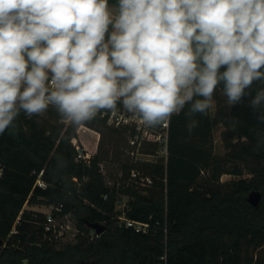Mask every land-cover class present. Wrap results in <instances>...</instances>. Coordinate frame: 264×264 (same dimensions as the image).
Instances as JSON below:
<instances>
[{"label": "trees", "instance_id": "trees-1", "mask_svg": "<svg viewBox=\"0 0 264 264\" xmlns=\"http://www.w3.org/2000/svg\"><path fill=\"white\" fill-rule=\"evenodd\" d=\"M259 87L254 82L253 95ZM213 98L215 112L196 115L191 133L184 112L171 117L166 157L119 162L120 180L132 169L152 178L144 191L109 184L101 164L113 160L110 150L80 158L72 142L78 126L53 106L31 117L21 112L15 132L0 136V264H264V147L256 150L264 122L247 97L229 108L218 85ZM101 113L84 125L100 133V143L103 136L123 141L125 128L110 126ZM218 124L224 126L223 155L214 150ZM158 150L152 142L141 148L152 155ZM112 151L119 157L122 150ZM224 173L239 178L221 182ZM253 190L261 192L256 206L247 200ZM121 194L132 198L119 208ZM41 202L54 205L55 217H75V241L60 243L45 229L46 213L25 208ZM123 214L148 230L120 225ZM95 222L106 226L102 233L89 226Z\"/></svg>", "mask_w": 264, "mask_h": 264}, {"label": "clouds", "instance_id": "clouds-1", "mask_svg": "<svg viewBox=\"0 0 264 264\" xmlns=\"http://www.w3.org/2000/svg\"><path fill=\"white\" fill-rule=\"evenodd\" d=\"M114 7L115 15L109 0H0V136L15 132L21 112L51 105L82 126L117 102L149 127L184 112L191 133L218 85L229 108L247 97L264 122V0Z\"/></svg>", "mask_w": 264, "mask_h": 264}, {"label": "rangeland", "instance_id": "rangeland-1", "mask_svg": "<svg viewBox=\"0 0 264 264\" xmlns=\"http://www.w3.org/2000/svg\"><path fill=\"white\" fill-rule=\"evenodd\" d=\"M110 11L113 12V15L116 13V8L114 7V4H109ZM51 76V74H49ZM117 105L120 107L122 106L120 103H117ZM211 112L214 113L216 110V100L213 98ZM66 122H68L66 120ZM123 130V129H122ZM224 130V126L221 124L216 125L214 128V150L217 154L223 155L226 153V149L222 140V132ZM124 132V131H123ZM130 130L125 129L124 140L121 141V136L116 137V139L110 138L109 136H103V140L100 143V133L96 131L95 129H92L89 126L82 125L78 126L77 128V138H73L72 142L76 146L77 149H81L83 154H86L87 156H92L95 154V152L98 149H107L110 150L109 157H112V159L104 161L101 164V168L103 172L106 175V179L108 180L109 184H112L115 180H117L116 185L119 186L121 189L125 188H133L138 189L140 191H144L143 187H147L146 185L139 184L136 181H133L131 179L127 180H120L119 175H121V171L119 170V162H125V161H155L158 157L161 156V152H158L155 154H147L141 151L142 145L135 144L132 145L130 143ZM126 135V138H125ZM128 135V136H127ZM126 139V140H125ZM96 146V148H95ZM116 146L120 147L121 152H119V157H113V151L112 149ZM95 148V151L92 153V151ZM119 151V148H118ZM88 157V158H89ZM116 158L119 160H116ZM243 177H250L248 173H244ZM239 176L224 173L220 177L221 182L229 181L231 179H238ZM150 186V185H148ZM130 194H121L118 200V207L122 208L124 204H127L128 201L131 199ZM54 205L41 202L39 204L35 205H25V208H30L33 210L43 211L45 213H51ZM121 216H124L121 215ZM56 223L63 224L65 226L64 235L60 238H58L60 243H67V242H73L75 241V236L78 232L77 226H76V219L71 214H67L63 217H56L55 218Z\"/></svg>", "mask_w": 264, "mask_h": 264}, {"label": "built area", "instance_id": "built-area-1", "mask_svg": "<svg viewBox=\"0 0 264 264\" xmlns=\"http://www.w3.org/2000/svg\"><path fill=\"white\" fill-rule=\"evenodd\" d=\"M102 116H107V123L115 128H125L130 130V143L132 145L140 144L144 142L156 143L159 146L158 152H161V156L166 157L168 153V137H169V123L156 127H149L141 122L139 116H134L123 109V106L116 107L115 110H102ZM79 157L88 159L89 156L83 154L81 149H78ZM131 180L138 182L142 185H151L152 178L148 175L141 174L138 170L132 169L130 172ZM38 184L43 186L44 182L38 180ZM125 205V204H124ZM59 209V208H57ZM55 216L51 213H46L45 229L54 233L55 238H60L64 235L65 226L55 222ZM119 224H125L126 226L134 227L137 231L148 230V224L144 222H138L126 218L125 216H119Z\"/></svg>", "mask_w": 264, "mask_h": 264}, {"label": "water", "instance_id": "water-1", "mask_svg": "<svg viewBox=\"0 0 264 264\" xmlns=\"http://www.w3.org/2000/svg\"><path fill=\"white\" fill-rule=\"evenodd\" d=\"M261 199V192L259 190H253L249 193L247 200L254 206L258 205ZM89 226L97 233H102L106 226L103 223L95 222L89 224ZM4 241L0 238V249L2 248Z\"/></svg>", "mask_w": 264, "mask_h": 264}, {"label": "crops", "instance_id": "crops-1", "mask_svg": "<svg viewBox=\"0 0 264 264\" xmlns=\"http://www.w3.org/2000/svg\"><path fill=\"white\" fill-rule=\"evenodd\" d=\"M95 148H96V146H95ZM95 148H94L92 151H90V152H92V153H93V152L95 151Z\"/></svg>", "mask_w": 264, "mask_h": 264}]
</instances>
